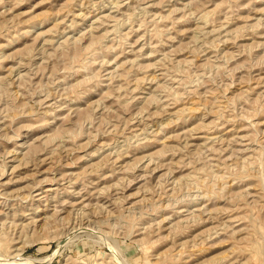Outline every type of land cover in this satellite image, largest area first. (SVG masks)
I'll use <instances>...</instances> for the list:
<instances>
[{"label":"rangeland","instance_id":"374dc122","mask_svg":"<svg viewBox=\"0 0 264 264\" xmlns=\"http://www.w3.org/2000/svg\"><path fill=\"white\" fill-rule=\"evenodd\" d=\"M0 264H264V0H0Z\"/></svg>","mask_w":264,"mask_h":264}]
</instances>
